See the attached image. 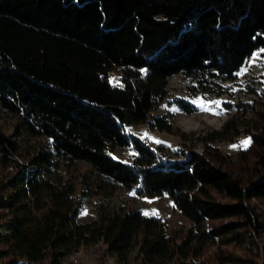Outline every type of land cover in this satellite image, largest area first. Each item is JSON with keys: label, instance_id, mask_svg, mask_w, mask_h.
Here are the masks:
<instances>
[{"label": "trees", "instance_id": "obj_1", "mask_svg": "<svg viewBox=\"0 0 264 264\" xmlns=\"http://www.w3.org/2000/svg\"><path fill=\"white\" fill-rule=\"evenodd\" d=\"M262 49L264 0H0V108L13 117L12 133L0 130V264H61L98 240L118 254L136 242L151 262L264 264V100L229 103L223 125L198 137L203 149L175 159L126 132L144 122L178 133L171 115L151 112L168 78L230 79ZM173 103L196 110L185 98ZM246 113L247 147L211 144L237 134ZM22 133L48 143L23 150ZM116 146H130L132 161L114 158ZM59 160L85 161L108 194L165 193L187 221L170 235L139 207L78 221L81 192L72 189L74 208L61 212L44 190Z\"/></svg>", "mask_w": 264, "mask_h": 264}, {"label": "rangeland", "instance_id": "obj_2", "mask_svg": "<svg viewBox=\"0 0 264 264\" xmlns=\"http://www.w3.org/2000/svg\"><path fill=\"white\" fill-rule=\"evenodd\" d=\"M254 53H260L259 58L249 65ZM252 53L241 65L247 68L243 75H235L233 78L219 80L217 83L198 85L193 77L174 74L168 78L167 93L161 104L153 109V115L169 114L172 124L178 129V133H170L158 128H152L147 123H131L126 127V132L138 136L142 141L153 147L161 158H179L177 152L182 148H192L201 151L203 143L198 139L201 135L211 129L220 128L225 120L233 114L234 110L229 108V103L241 100L257 104L264 100V56L261 50ZM240 71V70H239ZM238 71V72H239ZM237 72V73H238ZM236 73V74H237ZM110 82L119 84V70L114 68L109 72ZM198 90H195V87ZM235 89V91H234ZM175 97L189 100L196 106L192 113L180 110L174 103ZM220 101V108L212 105L213 111L220 112L215 115L212 111H204L199 106L200 101ZM250 113L240 115L237 120L238 133L231 139L224 141H213L211 144L218 147L222 152L232 153L243 148L242 141L249 139L248 134L243 131L246 128V119ZM0 130L7 133L13 132V117L10 113L0 108ZM147 133V136H145ZM182 133L183 136L179 134ZM151 137V139H149ZM19 142L23 150L38 147L40 144L48 143L44 136H32L22 133ZM156 141H159L157 143ZM237 147H233V146ZM111 155L114 158L131 162L135 156L130 146H116ZM44 190L51 195L54 208L61 212H67L74 208V194L81 192L80 208L75 214L78 221H90L100 216L108 215L116 211H124L139 207L144 215H149L155 210V216L166 229V232L175 234L179 223L186 222V218L174 206L172 199L165 193L154 196H141L134 189L122 186L116 187L112 194H108V187L100 180L94 169L82 160L56 161L51 164L47 174L44 176ZM257 205L260 203L253 200ZM87 212V215L82 213ZM99 221L101 219H98ZM98 221V222H99ZM264 237V233L262 234ZM175 264L173 260L157 259L151 262L139 250L138 244L123 254L112 250L102 240L90 244H81L72 250L61 264Z\"/></svg>", "mask_w": 264, "mask_h": 264}, {"label": "snow or ice", "instance_id": "obj_3", "mask_svg": "<svg viewBox=\"0 0 264 264\" xmlns=\"http://www.w3.org/2000/svg\"><path fill=\"white\" fill-rule=\"evenodd\" d=\"M261 52H264V49L261 50ZM260 53H254L251 60L249 61V65H251L252 62H254L256 59L259 58ZM247 72V68H241L240 71L236 74V75H243ZM235 91V89H234ZM215 104L217 108H220L221 102L220 101H203L201 100L199 103V106L201 107L202 110L204 111H212L213 114L215 115H219L220 112H216L213 111L212 109V105ZM145 136H147V133H145ZM149 139H151V137H149ZM157 143H159V141H156ZM250 138L247 140L242 141V146L247 147L250 144ZM233 147H237V146H233ZM83 215H87V212L85 211L84 213H82ZM152 215H158V213L155 212V210H153V212L151 213ZM144 215H149L148 212H144Z\"/></svg>", "mask_w": 264, "mask_h": 264}, {"label": "built area", "instance_id": "obj_4", "mask_svg": "<svg viewBox=\"0 0 264 264\" xmlns=\"http://www.w3.org/2000/svg\"><path fill=\"white\" fill-rule=\"evenodd\" d=\"M74 264V263H73Z\"/></svg>", "mask_w": 264, "mask_h": 264}]
</instances>
